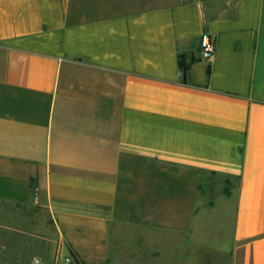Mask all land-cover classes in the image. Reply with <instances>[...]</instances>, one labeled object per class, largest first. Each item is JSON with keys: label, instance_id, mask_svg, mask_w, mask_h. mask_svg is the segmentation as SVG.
Instances as JSON below:
<instances>
[{"label": "crops", "instance_id": "0c3cea01", "mask_svg": "<svg viewBox=\"0 0 264 264\" xmlns=\"http://www.w3.org/2000/svg\"><path fill=\"white\" fill-rule=\"evenodd\" d=\"M192 172L225 181L229 245ZM0 202L82 255L264 264V0H0Z\"/></svg>", "mask_w": 264, "mask_h": 264}, {"label": "rangeland", "instance_id": "374dc122", "mask_svg": "<svg viewBox=\"0 0 264 264\" xmlns=\"http://www.w3.org/2000/svg\"><path fill=\"white\" fill-rule=\"evenodd\" d=\"M190 2L194 0H174V2ZM200 1L208 15L220 16L225 14L235 0H195ZM192 177V178H191ZM191 180L197 177L199 188L202 196L207 200L206 209L201 206L197 212H207L206 226L214 225V214H217L218 230L212 242L218 245H229V238L226 237L225 222L220 223V217L225 216V185L222 177L212 174H201L192 172ZM195 181V180H194ZM193 182V181H192ZM194 183V182H193ZM192 183V184H193ZM204 210V211H203ZM222 226V233L219 226ZM224 231V234H223ZM223 239V240H221ZM85 264H125L121 261L120 254L106 253L100 255H82L76 252L74 247L67 239L63 238L56 229L54 221L50 214L43 208L34 205H13L0 202V264H34V259L39 258L42 264H55L56 259L69 257L76 264V256ZM132 262L134 263V257ZM199 256V255H198ZM124 257V256H123ZM181 254H175L178 258L177 264H182ZM204 258L206 255H200ZM218 255H212L214 264H230L229 255L222 254L219 261ZM211 258L210 256L208 257ZM192 264H199L198 259L193 258ZM176 264V263H175Z\"/></svg>", "mask_w": 264, "mask_h": 264}, {"label": "built area", "instance_id": "2783aa9c", "mask_svg": "<svg viewBox=\"0 0 264 264\" xmlns=\"http://www.w3.org/2000/svg\"><path fill=\"white\" fill-rule=\"evenodd\" d=\"M200 54L201 59L204 61H211L216 50V41L215 38H212L209 33H204L200 37ZM182 75V71H180ZM72 260L69 257H62L60 259H56L55 264H71ZM34 264H42V260L39 258L34 259Z\"/></svg>", "mask_w": 264, "mask_h": 264}, {"label": "trees", "instance_id": "16d2710c", "mask_svg": "<svg viewBox=\"0 0 264 264\" xmlns=\"http://www.w3.org/2000/svg\"><path fill=\"white\" fill-rule=\"evenodd\" d=\"M195 62V59H191L190 61L187 60L184 56H181L180 57V60H179V66H180V70L182 71V76H183V83L184 84H189L190 83V70H191V66L192 64ZM209 73H210V70H209ZM72 254L74 256H76V264H85L83 261H81L77 254L74 253L72 251Z\"/></svg>", "mask_w": 264, "mask_h": 264}]
</instances>
